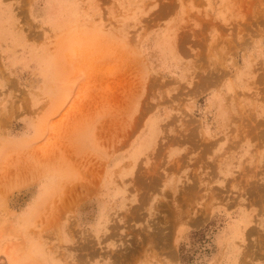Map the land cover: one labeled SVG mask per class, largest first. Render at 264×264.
I'll use <instances>...</instances> for the list:
<instances>
[{
  "label": "rangeland",
  "instance_id": "374dc122",
  "mask_svg": "<svg viewBox=\"0 0 264 264\" xmlns=\"http://www.w3.org/2000/svg\"><path fill=\"white\" fill-rule=\"evenodd\" d=\"M232 256L264 264V0H0V264Z\"/></svg>",
  "mask_w": 264,
  "mask_h": 264
},
{
  "label": "crops",
  "instance_id": "0c3cea01",
  "mask_svg": "<svg viewBox=\"0 0 264 264\" xmlns=\"http://www.w3.org/2000/svg\"><path fill=\"white\" fill-rule=\"evenodd\" d=\"M223 244H225V243H223ZM229 245L231 246V244H229ZM238 257H239V255H237V258ZM225 263H227V264H234V263L239 264V263H237V261L235 262V256H232L231 259H229V260H225Z\"/></svg>",
  "mask_w": 264,
  "mask_h": 264
}]
</instances>
